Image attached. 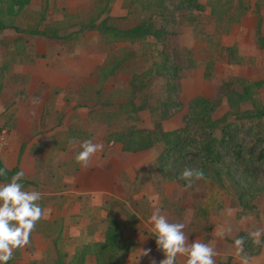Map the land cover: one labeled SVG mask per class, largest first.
<instances>
[{
  "label": "rangeland",
  "instance_id": "rangeland-1",
  "mask_svg": "<svg viewBox=\"0 0 264 264\" xmlns=\"http://www.w3.org/2000/svg\"><path fill=\"white\" fill-rule=\"evenodd\" d=\"M200 1L207 4L209 0ZM129 3L130 0H112L103 17L115 18V23L120 28H130L148 17L147 13L139 9L128 13ZM232 3L233 7L229 12L220 19H215V22L208 16L210 12L208 8L205 13H201L202 16L207 15L201 24L189 26L188 23H184L172 28L175 34L167 38L170 46L191 49L195 67L185 70V77L182 80L181 100L185 104V110L165 121L166 131L182 125V116L188 110V102L193 97L215 98L222 83L229 80L237 79L238 83L235 81V88L240 90L245 81L264 79V50L259 48L256 41L258 29L264 36V0H233ZM103 6L104 0H32L18 23L23 27H28L41 20L43 21L42 28L59 27L61 33L66 34L77 30L81 23L96 17ZM44 17L45 19H42ZM9 31L10 34L5 35V38L15 40L18 34L13 30ZM1 41L0 49L6 53L4 57L0 55V65L9 63L13 70V68L16 69L15 65L23 63L32 68V73L34 72L38 79L43 78L54 83L68 84L70 79L79 80L84 74L87 75L90 66L91 73L86 76L90 83L87 84L85 90L75 88L65 93L67 105L75 102V109L86 107L89 110L88 117L84 121L68 119V124L73 121L75 133H78V135L75 134L77 144L75 152L79 151V142L88 139L89 133H91L93 142L102 141V138H99L100 131L107 127L103 120V112L106 109L102 108V105L118 104L130 99L129 81L132 74L147 70L154 61L150 52L158 53L162 48L161 44L153 38L136 45L127 43L106 45L103 43V37L95 30L86 31L79 40L67 45L30 35H25V41L20 49H16L17 47L13 44L10 48L6 47L1 44ZM227 46L234 48L233 54L229 55L230 52L225 49ZM127 55L134 56L122 65L119 73L110 79L101 90L99 68L109 66L113 61L123 59ZM228 55L232 63H227ZM207 63H213L214 66L210 78L204 77ZM10 71L9 69L6 75L11 74ZM14 76L11 74L8 79L11 77L10 79L13 80ZM20 79L18 81H21ZM21 83L24 82L21 81ZM48 84L45 82L44 86ZM34 86L33 90L36 95L42 93L45 88L43 86L41 89L39 83ZM165 87L166 82L163 78H154L137 97H144L150 103L158 105L166 96ZM50 93L56 96L60 93V88L52 87ZM257 97L264 100V88L257 91ZM240 108L246 110L251 106L242 104ZM229 113H231L230 102L225 99L214 118L220 120L223 115ZM229 118L233 119V116ZM7 119L8 115L4 118L0 117V126L5 124ZM13 121L14 119L9 121L10 129ZM123 123L120 121L117 125ZM138 125L151 127V117L148 111L140 113ZM68 128L73 129V127ZM4 130L9 131L8 128H4L0 133ZM107 131H109L108 127ZM69 134L71 135L72 131ZM57 136L62 140L65 135L57 134ZM7 140H9L8 134ZM161 148L162 144H159L148 151L147 158L150 164L145 168L144 175L141 171L142 180L149 181L156 198L153 200L140 199L132 202L133 206L136 208L139 206L138 210H145L150 206L159 207L171 222L185 223L184 232L189 240L191 239L190 234L196 233L205 243L213 240L215 223H220L221 230L234 238H237L238 233L246 232L249 235L259 229L258 237L249 235L257 240L255 243V249H257L264 235V193L254 202L257 209L247 211L242 208L229 182H226L230 188L229 191L219 189L209 180H197L192 186L182 187L175 181H169L157 171L156 157ZM62 156L63 154L60 153V157ZM261 184L264 183L261 182L259 185ZM123 205V202L114 199L107 203L111 211L115 209L117 212H121ZM126 217L122 216L121 220L124 226L131 224L130 217L128 216L127 219ZM31 248L34 247L29 244V252L32 251ZM46 252L45 258H56L55 252H52L50 248ZM177 264H179L178 261Z\"/></svg>",
  "mask_w": 264,
  "mask_h": 264
},
{
  "label": "trees",
  "instance_id": "trees-1",
  "mask_svg": "<svg viewBox=\"0 0 264 264\" xmlns=\"http://www.w3.org/2000/svg\"><path fill=\"white\" fill-rule=\"evenodd\" d=\"M31 1L0 0V33L13 30L19 35L12 42L3 43L6 47L10 48L13 44L21 48L25 35L67 45L79 40L89 30L97 31L106 45H136L145 43L149 38L159 42L161 50L158 53L150 52L154 57L152 65L143 72L132 74L129 81L131 98L118 104L102 105V108L106 109L103 112V120L109 128L104 136L105 142L119 144L121 150L127 153L145 152L162 144L156 157V167L163 177L177 182L182 187L192 186L197 180H209L225 191L230 189L226 185V182H229L244 210L257 209L254 202L264 193V184L259 185L264 183V100L257 97V91L264 88V79L245 81L240 90L235 88L237 79L226 81L220 86L215 98L193 97L188 102V110L182 116L181 126L170 131L163 127L165 121L184 112L185 104L181 100L182 80L185 70L195 67L191 49L170 46L167 38L175 34L172 28L184 23L189 26L201 24L204 18H207V15L202 16L201 13H205L208 8V16L215 22V19H220L229 12L233 7V0H209L207 4L201 3L200 0H130L128 13L139 9L148 14L146 19L130 28H120L116 25L115 18L103 17L112 2L104 0V6L96 17L81 23L77 30L66 34H62L59 27L42 28L41 20L28 27L21 26L18 20ZM256 41L259 48L264 50V36L260 29L257 30ZM225 49L230 52L229 55L234 52L231 46ZM229 55L227 63H232ZM133 56L127 55L123 59L113 61L109 66L99 68L101 90ZM9 69V63L0 65V95L3 79ZM213 69V63H207L204 77L210 78ZM158 77L166 82V96L160 104H152L144 97H137ZM225 99L230 102L231 113L217 120L214 115ZM242 104H248L251 108L243 110L240 108ZM144 111L150 114L151 127L138 125L140 113ZM229 116H233V119ZM11 119L12 117H8L6 123L0 126V131L4 128L10 130ZM120 121L124 123L117 125ZM72 131L78 135L76 130ZM22 153L21 150L20 156ZM0 166H5L1 160ZM185 168L201 169L204 175L187 185L180 176ZM19 170L18 165L12 169L5 167V174L0 176V183L7 182ZM22 180L25 189L36 185L25 177ZM237 237L244 238L241 252L243 259L259 254L264 245V235L257 249L248 233L241 232ZM134 247L133 239L124 238L118 216L110 213L106 218L102 241L85 242L78 246L72 255L57 249L53 264H90L89 257L95 259V264H126ZM10 261L12 259L8 263ZM218 264L232 263L229 259Z\"/></svg>",
  "mask_w": 264,
  "mask_h": 264
},
{
  "label": "crops",
  "instance_id": "crops-1",
  "mask_svg": "<svg viewBox=\"0 0 264 264\" xmlns=\"http://www.w3.org/2000/svg\"><path fill=\"white\" fill-rule=\"evenodd\" d=\"M9 32L6 30L0 34L1 44L13 41L5 38ZM0 53L4 57L6 51L4 53L0 49ZM15 67L13 70L10 67V73L15 75L13 80L11 77L8 79L11 74L5 75L0 95L1 117L8 115L14 119L12 128L8 132L5 130L9 140L6 146L0 145V160L9 169L18 165L24 171V177L36 183L26 190L41 192L39 203L45 215L32 230L30 243L16 249L8 264H53L55 258H45L49 248L52 252L58 249L72 255L85 242L102 241L106 218L110 213L116 214L120 223L122 216L130 217L131 224L124 226L121 223L124 238L135 241L134 250L129 253L126 264H150L152 259L158 264L164 258V253L157 249L154 230L148 221L155 207L138 210L139 206L136 208L132 204L140 199L156 198L153 187L149 181L142 180L141 174L142 171L144 175L145 168L150 164L147 158L149 150L127 153L121 150L119 144H107L104 140L107 134L105 127L99 134L103 150L93 155L87 166H81L74 160L77 144L72 131L76 130L73 121L86 120L89 110L86 107L75 109V102L67 105L65 93L75 88L85 90L90 83L86 79L91 73L90 66L87 75L84 74L79 80L70 79L68 84L38 79L32 73V68L23 63ZM45 82L49 84L44 86ZM36 83L40 84L41 89L45 87L39 95L33 90ZM52 87L60 88V93L53 96L50 93ZM68 119L73 120L72 123L68 124ZM57 134L65 136L61 140ZM89 135L88 139H91V133ZM21 150L23 153L20 156ZM112 199L123 202L121 212L115 209L111 211L107 207ZM221 227L220 223L214 224V238L209 242L215 249V264L229 259L232 264H264V245L259 254L243 259V244L238 251L234 243L236 238L223 232ZM190 238L189 242L195 239L204 242L196 233H191ZM253 240L257 243L255 238ZM29 244L34 247L30 252ZM141 248H150L151 252L140 256ZM185 259L184 256H178L177 261L184 264ZM88 262L95 264V259L89 257Z\"/></svg>",
  "mask_w": 264,
  "mask_h": 264
},
{
  "label": "clouds",
  "instance_id": "clouds-1",
  "mask_svg": "<svg viewBox=\"0 0 264 264\" xmlns=\"http://www.w3.org/2000/svg\"><path fill=\"white\" fill-rule=\"evenodd\" d=\"M104 145L84 139L79 142V151L75 153L74 160L81 166H87L90 158L103 150ZM5 167L0 166V176L5 174ZM25 173L21 169L13 174L5 183H0V264H8L14 251L29 243V237L37 221L44 215V209L39 201L42 194L38 190H26L23 186ZM204 175L198 168H185L180 174L181 179L190 185L194 179ZM148 221L154 230L157 249L164 253V258L158 264H177L178 256L186 257L184 264H215V249L210 243L192 240L189 242L184 232V222H171L156 207ZM251 237H258L260 230L249 233ZM243 237H237L234 243L242 245ZM140 256L148 255L150 248H141ZM139 256V257H140ZM150 264H157L155 259Z\"/></svg>",
  "mask_w": 264,
  "mask_h": 264
},
{
  "label": "built area",
  "instance_id": "built-area-1",
  "mask_svg": "<svg viewBox=\"0 0 264 264\" xmlns=\"http://www.w3.org/2000/svg\"><path fill=\"white\" fill-rule=\"evenodd\" d=\"M8 143L7 132L4 130L0 133V145L6 146Z\"/></svg>",
  "mask_w": 264,
  "mask_h": 264
}]
</instances>
